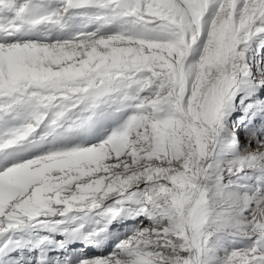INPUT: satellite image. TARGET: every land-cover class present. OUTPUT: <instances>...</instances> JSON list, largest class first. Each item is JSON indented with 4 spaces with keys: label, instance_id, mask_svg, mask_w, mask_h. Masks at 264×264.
Here are the masks:
<instances>
[{
    "label": "snow or ice",
    "instance_id": "6c2138e0",
    "mask_svg": "<svg viewBox=\"0 0 264 264\" xmlns=\"http://www.w3.org/2000/svg\"><path fill=\"white\" fill-rule=\"evenodd\" d=\"M0 264H264V0H0Z\"/></svg>",
    "mask_w": 264,
    "mask_h": 264
}]
</instances>
